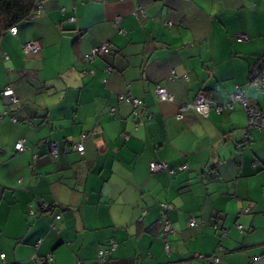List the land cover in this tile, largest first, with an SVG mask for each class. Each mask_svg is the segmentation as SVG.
Listing matches in <instances>:
<instances>
[{"label": "crops", "instance_id": "obj_1", "mask_svg": "<svg viewBox=\"0 0 264 264\" xmlns=\"http://www.w3.org/2000/svg\"><path fill=\"white\" fill-rule=\"evenodd\" d=\"M37 4L15 36L0 33V264H264V130L239 103L215 110L244 91L264 113L249 83L264 69V0ZM103 44L108 55L83 61Z\"/></svg>", "mask_w": 264, "mask_h": 264}, {"label": "built area", "instance_id": "obj_2", "mask_svg": "<svg viewBox=\"0 0 264 264\" xmlns=\"http://www.w3.org/2000/svg\"><path fill=\"white\" fill-rule=\"evenodd\" d=\"M39 7L40 6H38V4H37V8H36V10H35V12L31 18H33V16L39 12ZM70 21H73V19H70ZM167 25H171V23H168ZM8 32L10 35L15 36L17 34V29H16V27H11V28H9ZM243 39H244V37L241 36L238 38V41H241ZM23 50L25 53L37 54L40 51V46L36 41H28L23 45ZM109 52H110L109 46L107 44H103L101 46L92 48L88 53L83 55L82 59L85 62H89V61H92L93 59H95L97 57L108 55ZM249 83L251 85H253L256 89L260 88V87H262V85H264V76L263 77L260 76L259 78L254 79L253 81L250 79ZM155 93H156L157 98L161 102H172L173 101V97L171 95H169L163 88L157 87ZM2 96L10 98L12 103H15L17 100L13 94L12 89H10V88L5 89L2 92ZM120 99L125 100V102L129 103L132 106L134 116H136V114L140 110H142V108H143V102L140 99H133L131 97H127V98L120 97ZM234 103H239L241 105V107L243 108V110L246 112V114L248 116V125L250 127L257 128L260 130H264V114L261 113L257 109L256 106L247 105V103L244 99V91H239L238 93L230 96V102L228 104L222 105V106H216L215 110L220 113L224 109H232V104H234ZM193 107H194L195 111L204 118L207 117L211 108H214L207 101V97L203 93H199L195 97V100L193 102ZM110 112L113 113V110L111 109ZM177 118L181 119V116H178ZM13 121H15V120L13 119ZM85 137H86L85 135H82L80 137L79 143H77L75 145L76 150L79 153H82L84 150L83 140L85 139ZM14 148L18 152H21L24 150V147H23L21 142H18ZM51 154L53 156L56 155V150L54 148H52ZM186 169H187V167L185 165L178 167L179 171H184ZM163 171H165L169 174L174 173V170L169 168L167 166V164L164 162L152 161L149 163V172L150 173H158V172H163ZM48 208H49L48 205H43L42 210H48ZM162 208L165 209L166 206L162 205ZM246 211H248V210H246ZM30 214H32V212H30ZM56 219H59V216H56ZM167 224H168L167 222L164 224V227H163L164 231L167 230L166 229L168 227ZM189 226L193 227V226H195V223L193 221H191L189 223ZM115 248H116V244L114 242H110L106 246L105 249H102L99 251L98 257L101 260H103L104 254L114 250ZM168 248H169L168 245L165 244V249L168 250ZM40 264H47V261H41ZM206 264H218V257L212 256L211 259Z\"/></svg>", "mask_w": 264, "mask_h": 264}, {"label": "trees", "instance_id": "obj_3", "mask_svg": "<svg viewBox=\"0 0 264 264\" xmlns=\"http://www.w3.org/2000/svg\"><path fill=\"white\" fill-rule=\"evenodd\" d=\"M36 8H37V0H0V33L8 31L9 28L16 27L18 24L31 19ZM259 63H261V62L258 60V62L255 64L256 67H259L258 66ZM260 76L261 77L264 76V69L260 70L258 68L257 71H255L253 74L252 73L250 74V78L252 81L254 79L259 78ZM263 86L264 85H262V87ZM262 87H260V88H262ZM12 91H13L14 96L17 97L13 89H12ZM10 101H11V99H10ZM207 101L211 104V102L208 100V98H207ZM250 106H252V105H250ZM257 109L261 113H263L258 107H257ZM13 119L15 121H22L21 118L17 119V118L13 117ZM247 127L253 128V127H250L248 124H247ZM254 129H257V128H254ZM257 130H260V129H257ZM243 143H245L246 145H249L251 143V137L248 134L244 136ZM212 256H216L215 253L212 254L211 256L207 257V258H204L205 262L203 264L208 263V261L211 259Z\"/></svg>", "mask_w": 264, "mask_h": 264}, {"label": "rangeland", "instance_id": "obj_4", "mask_svg": "<svg viewBox=\"0 0 264 264\" xmlns=\"http://www.w3.org/2000/svg\"><path fill=\"white\" fill-rule=\"evenodd\" d=\"M262 88H264V86H263ZM246 103H247V105H250V103H249V102H246Z\"/></svg>", "mask_w": 264, "mask_h": 264}]
</instances>
